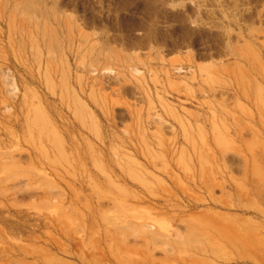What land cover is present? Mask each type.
Wrapping results in <instances>:
<instances>
[{"label":"rangeland","instance_id":"374dc122","mask_svg":"<svg viewBox=\"0 0 264 264\" xmlns=\"http://www.w3.org/2000/svg\"><path fill=\"white\" fill-rule=\"evenodd\" d=\"M0 264H264V0H0Z\"/></svg>","mask_w":264,"mask_h":264}]
</instances>
